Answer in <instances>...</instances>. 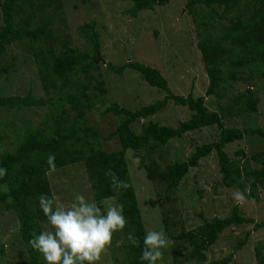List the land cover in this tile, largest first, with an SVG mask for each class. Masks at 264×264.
I'll use <instances>...</instances> for the list:
<instances>
[{"label": "trees", "instance_id": "16d2710c", "mask_svg": "<svg viewBox=\"0 0 264 264\" xmlns=\"http://www.w3.org/2000/svg\"><path fill=\"white\" fill-rule=\"evenodd\" d=\"M67 1H0V57L14 43L30 44L34 58L39 62L38 73L43 88L51 94L48 98L31 93L0 96V108L50 103V111L40 125L34 128L25 125L23 133L15 130L16 135L9 136L10 139L0 133L1 145L5 138V144H12L9 148L3 145L0 148V203L16 212L27 254V260H18L16 264H92L89 243L95 245L104 237H109L114 244L121 241L118 243L122 259H114L119 264H156L154 247L132 181L129 151L140 156V164L149 179L164 186L160 196L164 203L170 201L189 171L214 152L224 175L218 185L236 187L246 198L260 200V192L264 190V126L250 117L258 112L261 102L254 85L258 79L264 78V0L186 1L184 7L194 16L199 38L197 46L209 77L204 95L175 93L163 71L150 64L137 60H127L122 65L109 63V69L117 74L131 68L151 86L165 90V96L152 99L139 109L123 106L117 101L110 102L105 112L120 117L114 131L120 147L113 150L104 147L100 129L88 116L97 105L109 102L107 81L98 64L102 56L101 34L96 29V20H92L79 27L88 49L73 46L69 38L62 40L57 34L55 21L64 20ZM78 1L86 4L92 0ZM122 1L133 3L126 13L136 18L141 11L154 10L171 0ZM59 44L63 49L55 50V45ZM12 64H16V60ZM9 67L0 66V71H8ZM228 80L245 82L248 86L245 91L220 103L219 110L211 111L207 97H226L220 90ZM169 103L188 107L193 112L191 117L181 120L176 127L151 118ZM236 118H241V126L232 122ZM142 120H145L141 123L142 128L137 131L134 125ZM214 125L219 129L217 137L198 145L187 159L175 160L163 167L156 157V153L163 154L164 147L172 139ZM246 138L258 141L261 147L250 154L241 148L237 152L244 157L243 160L232 159L227 152L228 144ZM252 161L257 166L252 165ZM71 164L84 165L102 217L97 220L95 231L81 243L79 251L65 250L54 261L43 232V224L55 225L61 221L49 172ZM112 197L117 201L119 217L106 222L103 202ZM148 202L155 206L156 199ZM164 223L168 228L169 220L165 219ZM248 223H254L256 230L264 227V222L246 216L240 206L235 205L225 217L205 219L193 229L181 226L173 238L180 241L176 242L178 244L185 243L189 248L188 256L195 260V264H200L206 261L207 250L216 244L225 229ZM250 235L251 231H248L236 249L242 248ZM176 243L172 246L175 261L182 250ZM4 251V247L0 248V256ZM233 255L211 264H230ZM256 257L257 264H264V244L256 246Z\"/></svg>", "mask_w": 264, "mask_h": 264}, {"label": "rangeland", "instance_id": "374dc122", "mask_svg": "<svg viewBox=\"0 0 264 264\" xmlns=\"http://www.w3.org/2000/svg\"><path fill=\"white\" fill-rule=\"evenodd\" d=\"M186 1L171 0L154 10L141 11L134 18L126 13V10L133 6L130 1L92 0L84 4L78 0H68L63 12L64 20L55 21L58 36L62 40L69 38L73 46L83 50L88 49L89 45L80 35L79 27L92 20L97 22L96 29L101 34L102 42V56L98 64L107 81L109 102L97 105L88 116L91 123L100 129L105 148L113 150L120 147L119 138L114 135L120 117L112 112H105L110 102L117 101L123 106L139 109L151 103L152 99L165 96V90L151 86L137 71L127 68L123 74H117L109 69V63L122 65L127 60L144 62L160 68L175 93H193L196 97L206 93L209 77L197 46L199 38L193 21L194 16L184 7ZM206 11L207 9L204 13ZM1 15L0 8V25ZM62 49L60 44L55 45V50ZM14 60L16 64H12ZM37 63L39 62L35 60L30 44L18 42L10 45L7 52L0 57V66H11L8 71H0V96H26L31 93L39 98H48L51 94H47L43 88ZM245 84L248 83L228 80L220 90L226 97H207L209 109L219 110L220 103L245 91L248 86ZM254 88L261 96V102L258 112L250 119L264 126V78L258 79ZM49 104L0 108V133L10 139L9 136L16 135L18 130L23 133L25 125L30 128L40 125L50 111ZM192 113L188 107L169 103L163 111L151 118L163 125L176 127L181 120L189 119ZM143 121L145 120L135 123L137 131L141 130ZM234 121L239 126L242 125L241 118L232 120ZM218 133L216 125L192 131L182 138L172 139L164 147L163 154L156 153V157L163 163V167L175 160H185L198 145L215 139ZM3 142L5 147L12 145H9V142L5 144L6 138ZM2 145L0 144V148ZM260 147L258 141L246 138L228 144L227 152L232 159L243 160L244 157L238 150L243 148L250 154ZM127 155L147 233L154 247L156 264H195V260L188 256L187 245L178 244L176 242L180 241L173 238L182 229L181 226L193 229L205 219L225 217L235 205H239L246 216L254 218L257 222H264V190L260 192V200L255 201L246 198L236 187L218 185L223 177L215 152L204 158L198 167L189 171L173 197L165 203L162 202L163 197H160L163 195L164 186L149 179L140 164V156H135L132 151ZM251 164L257 166L253 161ZM49 177L61 221L55 225L43 224V232L50 256L55 261L65 250L74 253L79 251L81 243L95 231L97 220L102 217V213L97 206L84 165L71 164L54 169L49 172ZM150 199H156L155 206L148 202ZM103 205L106 222L119 217L115 198L105 199ZM165 219L169 220L168 228L165 226ZM248 231H251V235L247 242L242 248L236 249V245L245 238ZM118 242L121 241L114 244L109 237L100 239L95 245L90 242L92 264H119L114 261L115 257L122 259ZM174 242L182 249L177 261L174 260L172 248ZM262 244L264 227L256 230L254 223L233 226L222 232L216 244L207 250L206 261L200 264H211L212 261L232 253L234 255L230 264H257L256 246ZM2 247L5 251L0 256V264H16L18 260H27L17 214L0 203V248Z\"/></svg>", "mask_w": 264, "mask_h": 264}, {"label": "water", "instance_id": "95a60500", "mask_svg": "<svg viewBox=\"0 0 264 264\" xmlns=\"http://www.w3.org/2000/svg\"><path fill=\"white\" fill-rule=\"evenodd\" d=\"M222 177H224V175H222Z\"/></svg>", "mask_w": 264, "mask_h": 264}]
</instances>
